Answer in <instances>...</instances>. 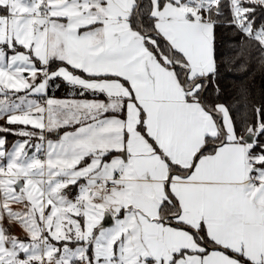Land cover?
I'll return each instance as SVG.
<instances>
[{"label": "snow or ice", "instance_id": "6c2138e0", "mask_svg": "<svg viewBox=\"0 0 264 264\" xmlns=\"http://www.w3.org/2000/svg\"><path fill=\"white\" fill-rule=\"evenodd\" d=\"M254 64L264 0H0V264H264Z\"/></svg>", "mask_w": 264, "mask_h": 264}, {"label": "trees", "instance_id": "16d2710c", "mask_svg": "<svg viewBox=\"0 0 264 264\" xmlns=\"http://www.w3.org/2000/svg\"><path fill=\"white\" fill-rule=\"evenodd\" d=\"M247 86L252 92V99L254 103H259L264 97V72H262L257 65H253L250 69V74L244 78ZM223 87L225 88L226 95H231L235 91L233 85V79L229 74L223 81ZM62 95V93H57Z\"/></svg>", "mask_w": 264, "mask_h": 264}, {"label": "crops", "instance_id": "0c3cea01", "mask_svg": "<svg viewBox=\"0 0 264 264\" xmlns=\"http://www.w3.org/2000/svg\"><path fill=\"white\" fill-rule=\"evenodd\" d=\"M106 225L105 226H110V221H105Z\"/></svg>", "mask_w": 264, "mask_h": 264}, {"label": "water", "instance_id": "95a60500", "mask_svg": "<svg viewBox=\"0 0 264 264\" xmlns=\"http://www.w3.org/2000/svg\"><path fill=\"white\" fill-rule=\"evenodd\" d=\"M105 225H106V222H105Z\"/></svg>", "mask_w": 264, "mask_h": 264}]
</instances>
